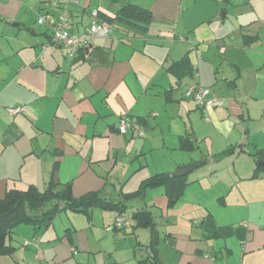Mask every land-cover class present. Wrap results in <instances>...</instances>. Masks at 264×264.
I'll return each instance as SVG.
<instances>
[{
	"label": "crops",
	"instance_id": "crops-1",
	"mask_svg": "<svg viewBox=\"0 0 264 264\" xmlns=\"http://www.w3.org/2000/svg\"><path fill=\"white\" fill-rule=\"evenodd\" d=\"M219 1L225 6L223 19L231 3L247 15L242 25H254L253 32L240 34L236 48L222 42L226 30L213 26L209 10L193 11L198 13L193 18L197 0H72V33L90 27L91 11L114 17L125 3L148 9L152 19L144 30L115 23L109 37L92 38L71 57L37 22L40 15L58 11L51 0H0V198L10 188L32 185L43 191L51 183H70L76 197L99 190L118 200L147 177L174 174L192 163L174 204H168L163 186H155L125 207L127 227L114 226L118 211L100 207L89 214L73 211L88 221L71 217L61 231L54 216L36 231L30 225L32 237L21 241L26 249L17 256L10 244L12 254L0 264H153L152 259L157 264H264V18L252 7L259 1ZM44 44L49 48L42 49ZM215 49L226 63L215 62ZM184 56L191 75L177 64ZM193 83L208 88L207 97L221 105L201 106L186 96ZM13 106L24 110L10 115L7 108ZM122 115L134 122L124 134L117 129ZM253 132L258 136L250 137ZM181 136L193 143L181 148ZM203 139L216 160L247 154L252 160L235 164V174L225 181L214 180L224 182V189L213 182L204 186L205 175L215 169L197 152ZM244 179H249L246 187ZM136 206L150 210L153 231L136 225ZM99 228L115 241L96 243Z\"/></svg>",
	"mask_w": 264,
	"mask_h": 264
},
{
	"label": "trees",
	"instance_id": "trees-1",
	"mask_svg": "<svg viewBox=\"0 0 264 264\" xmlns=\"http://www.w3.org/2000/svg\"><path fill=\"white\" fill-rule=\"evenodd\" d=\"M152 19L151 12L133 3H125L119 7L114 17L104 15L97 11V20L114 28L115 23H120L128 27L144 30ZM184 68L185 74H192V64L184 56L177 63ZM193 143L189 137H180V147L187 148ZM230 149L222 153H228ZM257 154L262 158L263 150ZM256 154V155H257ZM188 183L186 175L175 176L170 173H156L144 179L138 189L123 193L116 200L106 197L99 190L88 191L80 196H74L70 183H51L43 191L35 186L26 189L10 188L4 196L0 198V255L12 254L13 247L7 242L12 228L20 223H29L35 231L49 224L53 217L61 211H76L89 214L94 207L102 209L116 210L123 212L126 206L133 204L136 200H143L144 191L149 187L163 186L167 202L174 204L182 194L185 184ZM133 218L137 221V226H151L153 231V216L146 207H134ZM155 242L152 239V250ZM153 264H157L153 259ZM140 264H145L140 261Z\"/></svg>",
	"mask_w": 264,
	"mask_h": 264
},
{
	"label": "rangeland",
	"instance_id": "rangeland-1",
	"mask_svg": "<svg viewBox=\"0 0 264 264\" xmlns=\"http://www.w3.org/2000/svg\"><path fill=\"white\" fill-rule=\"evenodd\" d=\"M187 1L192 2L193 0H187ZM254 1H259V4H258V6L255 4H252V7L256 8V9L260 8V11L257 13L260 16V19L264 18V0H252V2H254ZM230 4L231 3H228L226 5V7L228 8V13L224 17V19L221 16H222V12H224L225 6L224 5L221 6V2L219 0H197V2L194 3V8L190 11V13L192 15L193 11H195L199 8H206V10H209V13H213L214 17H215V19L213 20V26L214 25H215V27L220 26L218 29L219 32H222L225 29L226 33H227L226 36L221 35L220 38H221L222 42H224V44L227 46H231L232 48H236L237 47L236 44H239V42L241 41V35L240 34L242 32H245V33L246 32H253L254 29H252V28H254L253 27L254 25L251 26V23L242 25L241 23L244 22L245 19L247 20V15L241 14L240 11L238 10L239 7H237L236 4H234V5H230ZM192 16H193V18H197L198 13H196ZM253 20L254 19L252 18V22H253ZM222 26H223V28H222ZM260 30L261 31L264 30V26L261 27ZM260 33L264 36V32H260ZM214 53L216 54V56L217 55L219 56V57L217 56L215 59L216 63H218L219 61H221L222 64L226 63L225 62V56H222L218 51L216 52V49L214 50ZM183 86H185V84L181 85L180 87H183ZM192 120H193L194 124H196V125L198 124L197 118H194V119L192 118ZM255 121H257V120H253V122H255ZM203 127L205 128L206 126H203ZM251 136H258V133L256 134L253 132L250 135V137ZM200 138H203V137H200ZM208 139H210V138H208ZM215 140L217 141V139H215ZM244 140L247 141L248 139L245 138ZM210 144L211 143H209L207 141V139L201 140L200 141V148L197 151L198 153L206 154L204 156L209 157V161H211V163H212V165L210 166V169H215V171H213V173L217 174V176H215V174H213V175L206 174L205 177H207V178L204 181L207 183L204 186L209 187L210 182H213V183H217V184H214V186L217 185V187L224 189L225 184H224V182H221V181H225L227 179V175L233 176L235 174V170H234L235 164H238L240 162L242 165H246V161H247V163L249 162L251 164L252 160L248 156L249 154L241 155V156L235 155L237 158L239 157L238 159H236L232 155H230V156L227 155L220 160H216V155L211 150ZM245 148H246V150H248L247 147H245ZM236 154H240V153L236 152ZM241 164H238V167H241ZM204 169H205L206 173L209 172L208 166L204 167ZM218 177L221 178V181H220V179H219V181H214ZM248 181H249V179H244L243 183H246ZM235 185H237V183L236 184L231 183L230 184L231 189L235 188ZM248 185H249V183H246L245 187ZM232 194L233 193L231 191L228 195L230 198L234 199ZM97 209H100V208H97ZM210 209L212 211H214L213 205H210ZM101 210L102 209L96 211V217L98 218L97 222H102L101 212H103V211H101ZM188 210H189V208L187 209V211ZM108 211H111V213H113V214L115 212V210H108ZM126 214L127 215L130 214V207H128L126 209ZM156 216L161 217L160 214H157ZM71 217L75 218L77 221L79 220L81 222V224H84L85 222L88 221L85 214H83V213H76V212L74 213L73 211H69V210L62 211L60 213H57L53 219V224H54L55 228L57 229V231H61L62 230V227H61L62 224H67L68 222H70ZM104 221L106 222V224H108L106 220H104ZM160 221H161V219H160ZM32 230H33L32 226H30L29 223H24V222L17 224L12 228L10 236H8L7 242L12 244L13 246L17 247L16 248L17 252H15L17 254V256H18V252H19L18 250L21 247H23V246H21V241L24 239H30L32 237ZM97 234L99 236L98 237L96 236V238H97L96 243H98V240H100V239H104V238L112 239V234L111 233L104 234L101 228L97 229ZM114 241L115 240H113V242ZM106 243L107 242L105 240L104 244L106 245ZM95 246L97 247V244ZM21 249L25 250L26 248H21ZM30 249H32V248H30ZM106 250H109V249L107 248ZM3 255H6V256H3ZM8 256H10V255L9 254H1L0 255V257H1L0 263L4 260L2 257L7 258ZM5 264H11V262L5 263ZM13 264H16V263L13 262Z\"/></svg>",
	"mask_w": 264,
	"mask_h": 264
},
{
	"label": "built area",
	"instance_id": "built-area-1",
	"mask_svg": "<svg viewBox=\"0 0 264 264\" xmlns=\"http://www.w3.org/2000/svg\"><path fill=\"white\" fill-rule=\"evenodd\" d=\"M72 0H51V5L55 7L58 11L55 15L42 14L38 17L37 22L44 25L50 32L51 43L64 46L67 48V53L69 56L74 57L79 49L84 47L89 43V41L96 37H109L112 34V27L99 22L97 20V11H91L92 22L88 29L82 32L72 33L69 30L70 21V3ZM49 44H44L42 49L49 48ZM209 89L202 86L199 83H193L187 87L185 90V95L192 97L201 106H219L222 101L217 99H212L207 97ZM24 110L23 106H13L8 107L7 111L10 115L22 112ZM134 126V122L126 115H122L118 121L117 129L119 133H126V131ZM139 134H143L139 130ZM129 225V219L123 212L118 213L116 216L114 226L121 228L127 227ZM112 228V227H108ZM24 245L28 244V241H23ZM35 246L37 244L35 243Z\"/></svg>",
	"mask_w": 264,
	"mask_h": 264
},
{
	"label": "water",
	"instance_id": "water-1",
	"mask_svg": "<svg viewBox=\"0 0 264 264\" xmlns=\"http://www.w3.org/2000/svg\"><path fill=\"white\" fill-rule=\"evenodd\" d=\"M192 168V163H186L178 167V169L174 172L173 175L179 176L186 174Z\"/></svg>",
	"mask_w": 264,
	"mask_h": 264
}]
</instances>
